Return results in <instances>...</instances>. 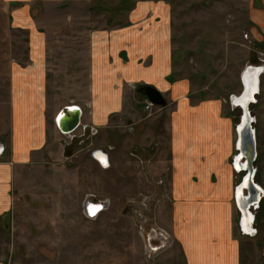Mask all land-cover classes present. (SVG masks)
Returning a JSON list of instances; mask_svg holds the SVG:
<instances>
[{"label": "rangeland", "instance_id": "rangeland-1", "mask_svg": "<svg viewBox=\"0 0 264 264\" xmlns=\"http://www.w3.org/2000/svg\"><path fill=\"white\" fill-rule=\"evenodd\" d=\"M153 1L168 6L173 77L191 83L193 102H222L237 128L242 110L234 96L243 93V74L247 67L264 68V0ZM123 4L34 3L29 5L34 24L27 27L15 19L24 3L0 0V138L9 135L10 75L16 64L37 54L32 32L42 38L38 54L47 75L48 112L55 116L89 99L94 34L128 24L129 7ZM260 80L250 111L257 135L255 181L264 190V72ZM139 89L70 158L60 154V146L70 142L65 137L52 145L56 158L26 172L14 193L9 225L0 233L7 264H186L172 231L168 127L174 106L152 105ZM84 112L87 125L90 114ZM85 125L74 133L82 135ZM97 151L109 159L106 164ZM244 176H238V185ZM90 204L104 209L89 218ZM259 205L251 209L253 232H241L244 264H264V199Z\"/></svg>", "mask_w": 264, "mask_h": 264}, {"label": "crops", "instance_id": "crops-1", "mask_svg": "<svg viewBox=\"0 0 264 264\" xmlns=\"http://www.w3.org/2000/svg\"><path fill=\"white\" fill-rule=\"evenodd\" d=\"M6 1L24 3L15 19L28 27L34 24L30 4L71 2L92 6L99 0ZM123 2L129 7L128 24L94 34L90 96L85 105H77L82 110L81 126L86 124V109L90 118L85 126L96 133L106 128L111 116L125 109L134 87L152 86L160 91L174 106L168 127L174 193L172 231L182 245L186 264H244L247 255L242 247V215L236 201L237 179L244 171L235 167L238 150L234 118L225 113L220 101L193 102L191 83L173 77L165 2ZM32 38L37 54L25 65L16 64L10 75L9 135L0 138V233L9 225L14 193L26 172L56 158L59 152L52 145L76 135L61 132L57 124L61 110L55 116L48 112L47 75L38 54L42 38L38 31L32 32ZM65 146H60L62 155ZM0 264H7L1 253Z\"/></svg>", "mask_w": 264, "mask_h": 264}, {"label": "water", "instance_id": "water-1", "mask_svg": "<svg viewBox=\"0 0 264 264\" xmlns=\"http://www.w3.org/2000/svg\"><path fill=\"white\" fill-rule=\"evenodd\" d=\"M248 69L247 67L242 78L244 90L241 99L243 98V102L239 103L235 101L234 103L235 106L238 104L242 109L240 123L237 126L238 155L236 157L235 167L237 170L245 172L242 182L236 189V201L242 215L241 223L243 231L252 233L254 221L251 219L254 220V215H252L251 209L259 206L264 191L255 181L257 173L255 162L258 157L257 136L253 126L254 118L251 115L250 106L256 103L255 96L259 92V77L263 74L264 68L257 67L258 70L251 72L253 73L251 79L249 77L246 79ZM250 84L251 87L248 86ZM139 93L144 94L152 105L160 107L167 105L163 94L152 86L141 87ZM81 117L82 110L79 106H68L58 115L57 124L63 134H72L81 126ZM92 133H96V130L85 126L82 135H73L70 142L64 148V156L70 158L73 155L74 148L85 142ZM242 160H244L243 163Z\"/></svg>", "mask_w": 264, "mask_h": 264}, {"label": "bare ground", "instance_id": "bare-ground-1", "mask_svg": "<svg viewBox=\"0 0 264 264\" xmlns=\"http://www.w3.org/2000/svg\"><path fill=\"white\" fill-rule=\"evenodd\" d=\"M248 70H249V71H247V72H248V75H246V79H247L248 77L251 79V76H252V74H253V73H251V72L256 71V70H258V69H257V68H253V67H249ZM250 73H251V74H250ZM250 79H249V80H250ZM249 80H248V81H249ZM248 86L251 87V84L248 85ZM243 90H244V88H243ZM259 90H260V77H259ZM242 92H243V91H242ZM241 96H242V93H241L239 96L234 97V100L237 101V102H239V103H242V102H243V98L241 99ZM237 107H239V108L241 109V107H240L238 104H237ZM241 110H242V109H241ZM256 136H257V135H256ZM94 154H95V153H94ZM101 156L104 157L106 161L109 160L103 152H100L99 154H98V153L96 154V157H98L99 159H100ZM263 191H264V190H263ZM244 194L247 195L246 193H244ZM89 207H90V210H92L93 208L99 209V206L96 205V204H90Z\"/></svg>", "mask_w": 264, "mask_h": 264}, {"label": "built area", "instance_id": "built-area-1", "mask_svg": "<svg viewBox=\"0 0 264 264\" xmlns=\"http://www.w3.org/2000/svg\"><path fill=\"white\" fill-rule=\"evenodd\" d=\"M67 135H71V134H67ZM99 152H102V151H97V152H95L94 155L96 156V154L99 153ZM98 206H99V209L96 211L95 215H93V214H91V212H89L90 208H89V206H88L87 212L89 213V215H88L89 218L96 217V216L98 215L99 212L103 211V209H104V205H98ZM90 211H91V210H90Z\"/></svg>", "mask_w": 264, "mask_h": 264}, {"label": "snow or ice", "instance_id": "snow-or-ice-1", "mask_svg": "<svg viewBox=\"0 0 264 264\" xmlns=\"http://www.w3.org/2000/svg\"><path fill=\"white\" fill-rule=\"evenodd\" d=\"M100 159H101V162H102V163H105V164H106V160H105L104 157L101 156ZM97 210H98V209L93 208V209L91 210V214L95 215V212H96Z\"/></svg>", "mask_w": 264, "mask_h": 264}]
</instances>
